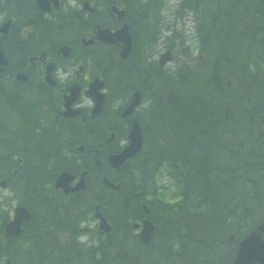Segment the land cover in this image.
Listing matches in <instances>:
<instances>
[{"label": "trees", "instance_id": "16d2710c", "mask_svg": "<svg viewBox=\"0 0 264 264\" xmlns=\"http://www.w3.org/2000/svg\"><path fill=\"white\" fill-rule=\"evenodd\" d=\"M116 1L140 23L145 38L156 33L157 28L146 23L144 0ZM179 4L196 22L203 58L172 75L162 77L160 70L149 74L158 86L149 82L144 87L151 99L140 114L144 147L119 167V177L113 173L123 189L116 207L111 211L110 198L105 202L102 197L100 204L109 219L115 223L120 219L119 235H128L127 240L115 241L114 226L95 247H86V258L54 250L53 246L67 248L68 241L60 243L55 231L69 230L73 217L56 215L72 205L52 186L60 164L51 160L54 148L47 139L52 136L42 134L45 122L40 119L46 106L31 98L13 103L0 117V139L13 144L10 150L0 149V178H6L8 187L20 192L24 204L36 211L21 234L7 236L3 228L7 210L0 200V264H6L5 258L11 264H214L233 257L229 233H240L252 212L264 206V6L261 0ZM30 11L37 19L33 8ZM124 71L131 76V68ZM118 85L128 88L122 82ZM2 119L10 122L13 132ZM40 123L44 127L38 130ZM72 140L65 148L74 156ZM13 149L19 150L18 158ZM163 170L173 183L171 192L161 182ZM136 189L147 197V215L156 224L145 244L123 223L129 205L130 214L140 211L133 195ZM89 199L94 201L86 194L73 207L89 211ZM71 239V234L66 237Z\"/></svg>", "mask_w": 264, "mask_h": 264}, {"label": "flooded vegetation", "instance_id": "af4514ba", "mask_svg": "<svg viewBox=\"0 0 264 264\" xmlns=\"http://www.w3.org/2000/svg\"><path fill=\"white\" fill-rule=\"evenodd\" d=\"M68 1L72 4H67ZM36 2L35 0H0V51L4 52L7 58V48L18 52L17 62L8 60L5 72L8 71L9 79H14V75L20 72L26 75L23 80H13L7 86L8 89L18 91L17 95L9 93L11 98L9 103H21L23 90L19 92L17 87L24 84L27 90L32 89V93H48V97L51 99L60 98L61 106L59 105L58 108L51 106L49 110L56 111L62 116H65L63 115V111H65L67 114L65 117L74 119L78 123L83 120L86 124L95 126L97 130L99 127L102 130L104 126L118 128L121 120H126L129 123L132 117L122 118L120 116L130 100L129 95L122 98V108L121 106H111L114 109V114L118 116L108 122L100 120L104 112L102 110H97L94 116L88 114L81 107H79V112L73 111L78 114L71 113V109L64 110L63 97L76 101L83 90H87L96 78H100L102 81L100 89L104 92L103 101L104 104H107L108 96L110 98V94L107 92L109 81H113L114 78L111 79L112 63H121V68L125 69L128 63L139 60V53L136 51V34L128 19L130 11L122 8L124 14L120 13L121 6L114 3V0L107 4L103 3V0H37ZM112 3L118 8L111 6ZM32 8L35 12L33 16H38L37 19L32 17L30 11ZM98 25L111 32H116L123 25H127L131 37L128 55L121 57L124 48L122 40L109 42L100 39L97 32ZM67 33L73 37L64 40L62 37ZM119 37L125 38L121 34ZM117 59L119 60L117 61ZM62 60L77 66L74 70V78L70 81L62 82L56 73L61 67L59 62ZM90 70L91 72L85 76L84 73ZM116 78L118 80H115L114 83L120 81L127 85L129 82L125 75H116ZM0 93H3L1 87ZM51 93L56 96H51ZM112 94L116 95L114 92ZM111 98L116 99L112 95ZM46 110L48 111V109ZM114 133L115 129L108 133L107 146L101 143V137L97 144H94L97 146L92 149L93 175L99 169L108 168L110 166L108 156L118 151V149L108 150L116 142ZM63 183L59 182V184ZM70 190L76 193L80 189L71 187ZM237 246L238 244L235 245V247ZM252 264H259V261Z\"/></svg>", "mask_w": 264, "mask_h": 264}, {"label": "rangeland", "instance_id": "374dc122", "mask_svg": "<svg viewBox=\"0 0 264 264\" xmlns=\"http://www.w3.org/2000/svg\"><path fill=\"white\" fill-rule=\"evenodd\" d=\"M180 0H150L149 1V6L148 9H150L149 11H147L146 13V19H147V24L152 26L154 25L157 30L162 29L160 31H163V35L164 37L161 38L160 42L158 43L156 40L152 41L151 43H147L145 42V40L143 39L142 36V32H141V27H140V23L137 24V30L135 31L136 34V51L140 54H147V58L149 60L152 59H156L158 56V53L162 50H164L163 45H172L174 47L173 49V60H172V67L168 64H166L167 69H169V71H173V68L176 67L178 64L180 63H184V62H188V63H192L194 61V57H195V51L194 53H188V55H182L181 52V45L182 44H189V47H196V43H195V39L191 36L194 34V20L193 17L189 14L186 13L184 11H182V9L180 8V4H179ZM71 2L68 1L67 4H70ZM72 4V3H71ZM151 8H153L151 10ZM156 9V13L154 12V10ZM169 26L172 28L173 26L175 27L173 32H169L167 31L165 28H169ZM69 37H73L72 35H69L67 33L66 36L62 37L64 40L69 39ZM168 43V44H167ZM146 48H149L148 52H146ZM195 49V48H194ZM8 51V60H10V62H17V58H18V52L15 53L12 50H9V48H7ZM59 64H61V67H59V69L57 70V74L59 79L63 81H70L71 79L74 78V70L77 66H75V64L71 63L68 64L67 61H60ZM25 69H27V67H25ZM28 70V69H27ZM91 72L90 71H86V73H84V75L86 76L87 74H89ZM134 78H137L136 75H133ZM12 82V81H11ZM0 83L2 84V86L4 87V89H2L4 94L7 93H15V95L18 94V91L16 90H11L8 89L6 87L5 82L0 80ZM17 89L19 90V92H21L22 90V96H21V102L22 101H30L31 98L38 100L36 105H41L43 104L44 106H46V108H49L52 106V103L49 102L48 99V93H42V92H38V93H33L32 95L30 94L31 92V88L29 90L26 89V87L24 86V84H20ZM51 92V91H50ZM120 97H116L115 100H113V98H108L107 99V104L105 106V112H103V116L100 118V120L102 122H108L109 120L117 117L118 115H115L113 112V108H111V106H117L120 107L122 106V91L120 92ZM51 96H56V94L51 93ZM115 97V96H113ZM5 99V97H4ZM17 105V103H16ZM92 103L91 100L88 96L84 95V94H80L79 98L76 100L75 104H73V106L76 107H81L83 108V110L88 111L89 108L91 107ZM13 107V105L11 103L6 104V101H4L2 99V94H0V113L3 111H6L7 108ZM54 108H58L59 105L58 104H54L53 105ZM113 109V110H112ZM108 110H112L111 112ZM110 113V114H109ZM10 122L12 125H14V115L10 116ZM3 122H5L7 124V126L9 127L8 132H13L14 127H12L10 125V122H7L5 119H2ZM120 124V123H119ZM127 121H123V125L124 127H127ZM42 123H40V126L38 127V130L41 129ZM11 134V133H10ZM60 132L57 135H53V138L49 141L50 142V146L52 148H54V150L51 152L52 154V158L51 160H56L59 164H60V168H62V165H66L70 162L71 158H72V151L66 148H63L61 151L65 154L63 156H59V155H53L55 152V149H57V141L59 139H61L60 136L67 134L65 133H61ZM12 135V134H11ZM87 138L89 140H92L91 136H87L84 137ZM97 142V141H96ZM82 143L86 144V142L82 141ZM90 144H94V141H91ZM97 145H93V147H95ZM1 149V148H0ZM21 155V154H18ZM58 167V166H56ZM57 172V170H56ZM160 178L162 179V181H165L167 184V187L169 186V188L171 189L173 187V183L170 180L169 177L166 176L165 171H163V174L160 175ZM171 192V191H170ZM0 198L3 199V204L5 206L9 207V214H11L12 212V208L17 205L20 204L22 206H25L29 209L30 212H32L33 214H36V211L34 212V207H29L28 205L24 204L23 200L25 199L23 196H21L20 192H12L9 191L7 188L2 187L0 188ZM68 197H64V201L65 203L68 202ZM113 199H116V197H113ZM264 206H262L260 209H257L256 211H253V217L248 218L247 224H253L255 223L257 220L264 218ZM89 219V226L90 224H93V221L90 220L91 218L88 217ZM85 221V220H84ZM25 226H23L24 229ZM51 229V228H48ZM55 234L58 236V240H62L63 237L65 236V234L63 232H61L60 230H56ZM89 235V233H88ZM89 238L92 239L93 236L89 235ZM131 241H128V244H130ZM56 251V250H55Z\"/></svg>", "mask_w": 264, "mask_h": 264}, {"label": "water", "instance_id": "95a60500", "mask_svg": "<svg viewBox=\"0 0 264 264\" xmlns=\"http://www.w3.org/2000/svg\"><path fill=\"white\" fill-rule=\"evenodd\" d=\"M99 32H98L99 38H101L102 40L115 41L117 39H122L125 42V50L127 51L130 41L128 37V32L126 33L125 31V27H122L120 30L114 33H108V31L106 30H100ZM119 34L123 35L125 38L119 37ZM126 44H128V46ZM166 55L167 57H169V52H166ZM0 62L5 63L4 60H0ZM22 77H23L22 74L17 75V78H22ZM100 85L101 82L95 81L90 85V90H89V92L96 97L95 98L96 106L99 105L101 100V94H99L96 91ZM137 102H138V94L135 93L129 107H132ZM129 136L131 141L125 147L126 149L122 150V152H120L119 154L112 156V159H114L115 164L122 161L125 156L131 155L137 149L140 148L141 146L140 132H139V127L136 124L131 129ZM62 176L64 177L65 174H62ZM29 217L30 215L24 207L15 208L13 218L5 225L7 232L9 234L19 233L21 231V221L23 219H28ZM102 221L103 219H101V222ZM149 225H151V223H149ZM260 228H263L264 230V224L260 226ZM148 232H150V227L144 226L141 232V237L143 238L144 241H146L149 237ZM254 235L255 234L252 232L245 240L242 241L241 247L239 249L238 258L235 264H243L242 261L244 259L247 260L258 259L261 262V264H264V240L261 241L258 235H255V237Z\"/></svg>", "mask_w": 264, "mask_h": 264}, {"label": "bare ground", "instance_id": "6f19581e", "mask_svg": "<svg viewBox=\"0 0 264 264\" xmlns=\"http://www.w3.org/2000/svg\"><path fill=\"white\" fill-rule=\"evenodd\" d=\"M105 106H106V104H104V101L102 100L100 102V105H99V111L102 110V111L105 112V110H106ZM112 110H108V111L111 112ZM113 112H114V110H113ZM66 130H67V127L61 121H56V120L49 119V120L45 121V129L43 130L42 134L44 136H48L49 135V136L53 137V135H57L59 132L61 134V133L65 132Z\"/></svg>", "mask_w": 264, "mask_h": 264}]
</instances>
